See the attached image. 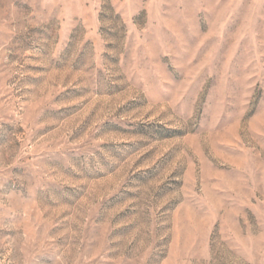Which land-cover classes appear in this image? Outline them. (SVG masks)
Instances as JSON below:
<instances>
[{
  "label": "rangeland",
  "instance_id": "rangeland-1",
  "mask_svg": "<svg viewBox=\"0 0 264 264\" xmlns=\"http://www.w3.org/2000/svg\"><path fill=\"white\" fill-rule=\"evenodd\" d=\"M0 264H264V0H0Z\"/></svg>",
  "mask_w": 264,
  "mask_h": 264
}]
</instances>
